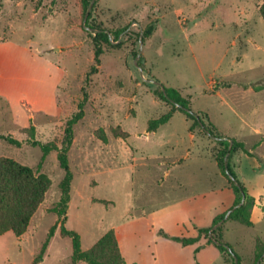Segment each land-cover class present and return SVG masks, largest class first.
Returning <instances> with one entry per match:
<instances>
[{
    "label": "rangeland",
    "instance_id": "rangeland-1",
    "mask_svg": "<svg viewBox=\"0 0 264 264\" xmlns=\"http://www.w3.org/2000/svg\"><path fill=\"white\" fill-rule=\"evenodd\" d=\"M90 13L85 19L81 0H0V133L22 141L0 139V156L37 170L43 149L28 141L61 146L84 101L68 153L73 180L64 221L81 247L113 229L123 264H232L206 234L205 244L185 245L160 233L191 237V216L208 211L228 180L214 156L219 143L200 127L190 131L184 112L148 130L171 109L158 87L177 88L207 122L252 151L235 153L242 162L231 165L257 198L254 224L226 220L223 230L242 264H264V19L257 0H95ZM98 27L125 30L104 44L93 72ZM124 131L128 137L117 135ZM40 171L51 179L45 199L22 236L0 235V264H34L60 219L53 211L65 176L58 150ZM72 256L73 238L59 223L38 264H73Z\"/></svg>",
    "mask_w": 264,
    "mask_h": 264
},
{
    "label": "trees",
    "instance_id": "trees-1",
    "mask_svg": "<svg viewBox=\"0 0 264 264\" xmlns=\"http://www.w3.org/2000/svg\"><path fill=\"white\" fill-rule=\"evenodd\" d=\"M81 1L83 3L85 13H87L93 0ZM259 11L264 19V1L260 4ZM90 16L91 13L88 18H90ZM124 30L125 29L110 32L101 27L96 28L94 32L95 34L92 36L95 48L94 65L92 67L93 72L98 71V66L101 62V55L104 53L105 49L104 44L114 45V42L119 40L120 34ZM153 30L154 26L151 24L145 29L144 35L146 37L150 36L153 33ZM253 87L255 90L259 91L262 89L263 85L257 84ZM156 94L161 100L169 103L171 105V109L160 117L151 119L149 121L148 130H157L161 125L170 121L175 111L180 110L192 120V124L189 128L191 131H193L196 127H200L211 137L215 138L219 143L218 148L214 152L215 159L221 172L231 182L236 194L234 205L230 209L239 205L244 198V202L233 209L225 221L233 220L246 226H253L254 222L252 220V211L256 204V198L249 192L246 185L238 178L231 165V156L239 149L249 155H252L251 151L246 147V144L236 138L223 135L213 123L207 122V114L204 112L194 111L191 108L190 99L184 96L179 89L160 85L156 90ZM5 103H8L9 105L8 101ZM84 103L85 102L82 101L79 104V110L67 121L61 146L52 141L46 143H42L39 140L28 141L33 145H40L43 149V158L37 170L12 157L0 156V235H3L8 231H12L17 236H22L27 231L33 215L44 201L45 195L51 185L50 177L47 173L41 172L40 168L42 167L43 161L52 150H58L59 162L65 171V176L60 183L61 198L53 207V211L60 215V219L52 226L49 236L42 246L40 254L34 260V264H38L42 261L50 238L54 236L59 223L62 224V232L73 238V264L78 260H84L87 264H123L125 261L118 238L113 229L106 232L91 248L84 250L81 247L79 234L73 230L67 229L64 226L65 216L71 200L70 191L73 180V173L70 168L68 153L74 140V125L78 123V121L81 120L85 114ZM117 135L122 137L129 136L126 131ZM101 138L104 141H107L105 134H101ZM0 139L17 146H21L22 144L21 140L11 135L0 133ZM231 140L232 147L230 148ZM228 153L229 170L235 177L236 182L229 176L226 170L225 157ZM228 211L217 215L211 226L198 227L199 235L195 237L170 236L163 231L160 233L180 241L185 245L198 242L202 234H206L208 236V243H214L223 255L228 254L232 258V264H235L236 257L238 258V264H242L241 256L237 253L233 246L224 239L223 224L213 230V237L210 236V231L213 226L223 220ZM258 259L259 257H257V260Z\"/></svg>",
    "mask_w": 264,
    "mask_h": 264
},
{
    "label": "crops",
    "instance_id": "crops-1",
    "mask_svg": "<svg viewBox=\"0 0 264 264\" xmlns=\"http://www.w3.org/2000/svg\"><path fill=\"white\" fill-rule=\"evenodd\" d=\"M264 0H257V8L259 9V6L260 4L263 2ZM246 19V18H245ZM261 84V83H260ZM254 85H252V89L254 91H257L254 89L253 87ZM260 91V90H259ZM257 91V92H259ZM0 96H3V93L0 91ZM5 99L11 103V101H9L10 99L6 96H4ZM53 98H55V94L53 96ZM50 111V110H49ZM14 113V112H13ZM19 117H17L18 119ZM218 126V125H217ZM219 127V126H218ZM190 128V127H189ZM220 128V127H219ZM221 129V128H220ZM190 130V129H189ZM191 131V130H190ZM191 137H195V135L193 133L190 134ZM227 136L228 137H232L231 135H228L227 133ZM232 138H236V137H232ZM244 142V141H243ZM245 143V142H244ZM247 147V146H246ZM250 150V149H249ZM251 151V150H250ZM245 153L243 150L239 149L237 150L236 152H234L231 156V160L233 161L234 163V167L237 168V166L239 164H241L242 160L241 158H239V160H234L235 158V153ZM252 152V151H251ZM221 172V171H220ZM222 173V172H221ZM222 175H224L222 173ZM225 176V175H224ZM244 183V182H243ZM245 184V183H244ZM223 187V188H222ZM221 189L217 190L216 193L217 194V199L214 201V204L212 205V207L208 210V211H204L205 208H203V211H196L194 212V214L191 216V220L189 221V223H193L192 225V229H193V232H192V236L191 237H195V236H198L199 235V231H198V227H208V226H211L213 221H214V218L219 215V214H222L226 211H228L233 205H234V202H235V199H236V194H235V191L231 185V182L228 180H226V182L222 185ZM249 190V189H248ZM255 197V196H254ZM256 198V197H255ZM256 202H257V198H256ZM206 204H204V207H205ZM255 207H256V204H255ZM254 207V208H255ZM254 210V209H253ZM253 212V211H252ZM192 221V222H191ZM225 228L223 230V235H224V232H225ZM207 242V238L206 236L202 235L200 240L195 243V244H205ZM207 246H209V244H207ZM200 253V252H199Z\"/></svg>",
    "mask_w": 264,
    "mask_h": 264
},
{
    "label": "water",
    "instance_id": "water-1",
    "mask_svg": "<svg viewBox=\"0 0 264 264\" xmlns=\"http://www.w3.org/2000/svg\"><path fill=\"white\" fill-rule=\"evenodd\" d=\"M94 1H95V0L92 1V4H91L89 10L87 11V14H86L85 19L88 18L89 14H90V12H91V7H92ZM231 147H232V140H231V146H230V148H231ZM228 155H229V153H228V154L226 155V157H225L226 170H227L229 176H230V177L236 182L235 177L231 174V172H230V170H229V166H228ZM243 202H244V198H243L242 202H241L239 205H241ZM239 205L234 206L232 209H230V210L228 211L226 217H225L223 220H221L220 222H218L216 225L213 226V228H212L211 231H210V236H211V237H213V233H212L213 230L216 229L217 227H219L221 224H223V222L225 221V219L227 218V216L229 215V213H230L233 209H235L236 207H238ZM235 264H238V258H237V257H236Z\"/></svg>",
    "mask_w": 264,
    "mask_h": 264
}]
</instances>
